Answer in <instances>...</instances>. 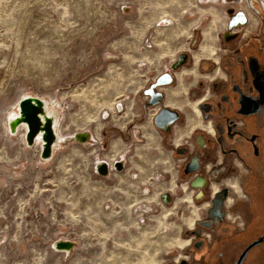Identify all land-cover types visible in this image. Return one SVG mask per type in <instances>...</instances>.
<instances>
[{
  "label": "rangeland",
  "instance_id": "374dc122",
  "mask_svg": "<svg viewBox=\"0 0 264 264\" xmlns=\"http://www.w3.org/2000/svg\"><path fill=\"white\" fill-rule=\"evenodd\" d=\"M246 1L0 0V264H160L179 250L191 207L144 90L180 54L210 56ZM26 97L58 113L48 159L28 127L10 129Z\"/></svg>",
  "mask_w": 264,
  "mask_h": 264
},
{
  "label": "flooded vegetation",
  "instance_id": "af4514ba",
  "mask_svg": "<svg viewBox=\"0 0 264 264\" xmlns=\"http://www.w3.org/2000/svg\"><path fill=\"white\" fill-rule=\"evenodd\" d=\"M246 6L210 56L180 54L144 90L191 207L160 264H264V6ZM179 72L186 90L170 105Z\"/></svg>",
  "mask_w": 264,
  "mask_h": 264
},
{
  "label": "water",
  "instance_id": "95a60500",
  "mask_svg": "<svg viewBox=\"0 0 264 264\" xmlns=\"http://www.w3.org/2000/svg\"><path fill=\"white\" fill-rule=\"evenodd\" d=\"M45 104L46 103L40 99L33 98V97H26L20 101L19 111L22 116V123L26 124L28 127V131L26 133V142L28 145L34 144L35 137H37L40 134V131H41L40 128L44 127L48 123L47 127L45 128V135L43 137L45 141V145L42 148V152H41L42 158L48 159L52 155V148H53V145L55 144L56 136L53 130V124L51 123V120L47 119L45 122L41 121L42 119L40 118V115H43L44 113L43 106H45ZM12 121L13 120H10L9 122L10 129L12 132H15L16 130H14L15 128L12 124ZM82 135H85L86 139L88 138L87 134L83 133V134H76L75 139L79 140L80 136ZM120 166H121L120 163H116L117 169H119ZM97 171L100 172L102 175H107L108 165L105 163H100L97 166ZM70 246L71 245L69 244V247Z\"/></svg>",
  "mask_w": 264,
  "mask_h": 264
},
{
  "label": "bare ground",
  "instance_id": "6f19581e",
  "mask_svg": "<svg viewBox=\"0 0 264 264\" xmlns=\"http://www.w3.org/2000/svg\"><path fill=\"white\" fill-rule=\"evenodd\" d=\"M210 51H212L211 49H210ZM199 57V56H198ZM199 61V58H196V62H198ZM185 87V85H184V82H183V74H180L179 75V86H178V88L177 89H167L166 91H167V93H168V103L171 105V103L173 102H171V100L173 99V97L176 95V94H178L179 93V91H181L183 88ZM44 107V113H43V115H40V118L42 119L41 121L43 122H45L47 119L48 120H51V123L53 124V130L57 133V135H59L58 134V130H57V125H58V113L57 112H55V111H53L51 108H50V104H48V105H46L45 104V106H43ZM10 120H13L12 121V124H13V126H14V130H16L17 129V127L19 126V125H22L26 130H27V126L25 125V124H23L22 123V116H21V113H20V111H19V106H18V111H16V112H14V114L11 116V119ZM47 125H48V123L44 126V127H41L40 129H41V131H40V134L37 136V137H35V139H34V142L37 140V141H40V140H42V142H43V147H44V145H45V141H44V139H43V137H44V135H45V128L47 127ZM24 132V131H23ZM54 132V133H55ZM55 136H56V134H55ZM60 140H61V138H60V136L58 137V141H57V139H56V141H55V144L56 145H59L58 143H60ZM86 137H85V135H82V136H80V138H79V141H82V142H86ZM53 145V147L54 146H56V145ZM42 147V148H43ZM53 149V148H52ZM108 169H109V167H108ZM57 247H59V248H64V247H69V244H67V243H60L59 244V246H57ZM62 250H64V249H62ZM68 250V249H67ZM67 253V252H66ZM69 254V253H68Z\"/></svg>",
  "mask_w": 264,
  "mask_h": 264
}]
</instances>
